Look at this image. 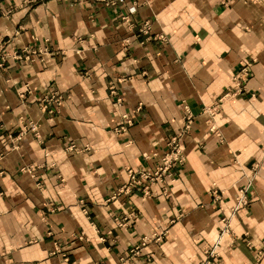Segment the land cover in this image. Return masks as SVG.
Segmentation results:
<instances>
[{
    "label": "crops",
    "instance_id": "1",
    "mask_svg": "<svg viewBox=\"0 0 264 264\" xmlns=\"http://www.w3.org/2000/svg\"><path fill=\"white\" fill-rule=\"evenodd\" d=\"M143 21L149 35L134 36ZM0 53V264H203L211 247L212 264H264V0H0ZM244 66L243 90L209 115ZM53 91L63 103L48 118ZM186 111L167 194L112 198L127 169L158 164ZM152 233L164 237L131 258Z\"/></svg>",
    "mask_w": 264,
    "mask_h": 264
},
{
    "label": "built area",
    "instance_id": "2",
    "mask_svg": "<svg viewBox=\"0 0 264 264\" xmlns=\"http://www.w3.org/2000/svg\"><path fill=\"white\" fill-rule=\"evenodd\" d=\"M77 2H82L85 0H73ZM98 3H102L105 6L110 7H117L119 4L125 2V0H93ZM136 11L135 3L129 8L128 14L121 17V19L127 24L128 28L130 30H135V25L131 21L130 16L134 14ZM10 12L7 11V13ZM150 25L148 21H143L139 24L137 27L136 35L138 36L140 34L149 35ZM123 45L127 46L130 43V38H124L122 40ZM14 58H24V59H30V54L28 51H24L23 54H19L17 52H13ZM6 61V56L4 54L0 53V67L4 65ZM251 77V72L248 67L244 66L238 73L237 76H234L232 78L233 81V87L230 88L225 94H223L220 98H218L210 108L206 109L205 111L209 115H214L216 112L219 111L221 104L223 101L227 98L235 97L238 93H240L244 88V83ZM110 89L113 91L115 89L114 85H110ZM21 95V94H20ZM63 103V96L59 94L58 92H51L49 95L43 96L42 100L40 101V107L41 109L46 113L48 118H52L58 108ZM122 121L116 125L115 131L118 133H124L126 132L132 125H133V118L129 114H122L121 116ZM193 117L189 111H186V114L183 116V123L182 128L179 132H177L175 135L168 138L165 144V150L161 154L158 164L152 166V167H141L137 169H127L126 170V176L127 179L125 183H123L118 191L112 195V198H115L118 195H130L134 192L139 193L142 197H149L151 196L152 187L155 185H161V191L163 194H167L168 187L165 184L168 177L171 176V171L174 167L180 166L185 162V146L183 143V135L187 134L190 130L192 124H193ZM213 125L211 126V130H213ZM25 130L35 132L36 127L34 124L29 123ZM21 139V134L17 136H13L10 138L12 144H17V142ZM14 148H17V145L13 146ZM84 149L87 150L88 146L85 145ZM82 149L77 148L74 144H69L66 148L67 152H80ZM46 155H48L46 153ZM34 168L32 166H26L21 168L22 172L25 173H33ZM80 203L83 204L82 201ZM248 205V201L246 199V195L243 191L239 195L236 196V204L232 208V215L233 212L238 210L239 208H244ZM84 213H87V211L83 208L82 209ZM123 220V219H122ZM122 220L118 219L119 225H122ZM164 234H158L154 233L148 236L141 237L139 244L132 247L129 250L130 256H135L139 253L140 249L148 242L150 241H157L162 240ZM79 239H82L83 236L79 235ZM99 241H104L103 237L98 238ZM205 255L208 261L205 262V264H212L211 258H216L217 254L215 252V248H210L205 250ZM264 253V249L262 251H259V256ZM148 260V259H147ZM146 260V261H147ZM146 262L145 264H147Z\"/></svg>",
    "mask_w": 264,
    "mask_h": 264
},
{
    "label": "rangeland",
    "instance_id": "3",
    "mask_svg": "<svg viewBox=\"0 0 264 264\" xmlns=\"http://www.w3.org/2000/svg\"><path fill=\"white\" fill-rule=\"evenodd\" d=\"M14 145H16V144H12V149H16V148L13 147ZM67 146H68V145H67ZM67 146L64 148L65 151H66ZM47 154H48V153H47ZM50 165H51V164H50ZM27 166H28V165H27ZM29 166H32V165H29ZM23 167H26V166H22L21 168H23ZM32 167L34 168V166H32ZM39 167H41V166H39ZM21 168H20V171H21ZM21 172H22V171H21ZM235 204H236V201H235ZM239 209H240V208H239ZM237 212H238V210H236L235 212H233V215H234L235 213H237ZM230 213H231V215H232V209H231ZM152 234H154V233H152ZM160 241H161V240L150 241V242L146 243L145 245H147V244H149V243H151V242H153V243H157V242H160ZM138 244H139V242H138L136 245H138ZM136 245H134V246H136ZM145 245H144V246H145ZM134 246H132V247H134ZM132 247H131V248H132ZM131 248H130V249H131ZM211 248H213V247H211ZM130 249H129V250H130ZM208 249H210V248H208ZM129 250H128V252H129ZM262 250H263V249H262ZM262 250H260V251H262ZM204 251H205V250H204ZM139 252H140V251H139ZM129 254H130V253H129ZM138 254H139V253H138ZM138 254H136L135 257H136ZM257 254H258V253H257ZM130 255H131V254H130ZM258 256H259V254H258ZM130 257L133 258L132 256H130ZM212 259H215V258H211V261H210L211 263L213 262ZM206 261H208L207 258L204 260L203 264H205ZM146 262H148L147 264H150V261H149V260H147V261L144 260L141 264H145Z\"/></svg>",
    "mask_w": 264,
    "mask_h": 264
}]
</instances>
